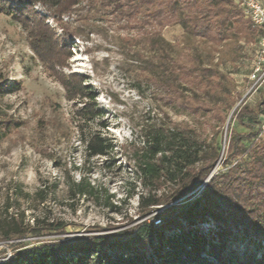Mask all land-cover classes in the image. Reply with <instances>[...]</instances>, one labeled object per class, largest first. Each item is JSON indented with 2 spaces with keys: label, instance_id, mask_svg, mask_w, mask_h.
<instances>
[{
  "label": "trees",
  "instance_id": "1",
  "mask_svg": "<svg viewBox=\"0 0 264 264\" xmlns=\"http://www.w3.org/2000/svg\"><path fill=\"white\" fill-rule=\"evenodd\" d=\"M36 4L60 25L64 37L82 34L79 27L69 31L61 24V17L73 11H85V19H108L122 31L119 46L135 62V89L145 85L174 115L189 119L148 124L142 146L129 152L138 218L144 220L116 231L93 226L85 229L92 234L66 235L67 224L57 219L30 223L23 212H6L0 215V264H212L201 254L215 264H264V91L253 105L244 102L233 109L232 80L216 65L200 62L188 44L189 37L213 46L247 42L264 30L253 27L234 0H0V12L23 25L33 50L41 59L46 55L52 69L72 54L67 46L61 60L59 40ZM174 25L182 29L185 48L175 56L162 36ZM61 77L66 98L80 104V119L103 116L88 78L76 73ZM15 89L0 84V93ZM227 117L223 142L217 134ZM233 122L243 130L234 129ZM5 129L0 125V138ZM83 143L88 158L108 157L115 147L100 131ZM66 184L72 198L96 191L84 176ZM41 192L35 196L44 200ZM204 223L211 226L207 232ZM239 242H246L242 253ZM7 249L12 255L1 260Z\"/></svg>",
  "mask_w": 264,
  "mask_h": 264
},
{
  "label": "rangeland",
  "instance_id": "2",
  "mask_svg": "<svg viewBox=\"0 0 264 264\" xmlns=\"http://www.w3.org/2000/svg\"><path fill=\"white\" fill-rule=\"evenodd\" d=\"M35 8L48 16L41 5ZM84 15L85 11H73L61 17L67 30H82L79 37H64L60 25L47 17L49 28L59 40L61 60L67 46L72 54L63 66L52 69L46 55L41 59L33 50L23 25L0 12V84L17 86L0 93V125L7 127L0 138V215L23 212L30 223L34 218L57 219L67 224L66 235L92 234L85 233V229L93 226L115 227L116 231L144 220L138 218V188L129 152L142 146L143 127L148 124L169 125L189 119L174 115L162 101L154 99L145 85L139 91L135 89V62L119 46L122 31L108 19L97 21ZM260 35L254 33L252 41L229 40L219 46L194 37L188 39L190 50L200 62L216 65L232 80L233 109L244 102L253 105L264 91V79L256 83L251 78ZM162 36L171 45L173 56L184 52L179 25L166 27ZM62 73L88 78L86 83L96 90L95 102L104 111L102 117L87 122L80 119L76 111L80 104L66 98ZM228 120L218 138L226 135ZM232 126L243 130L237 122ZM97 131L110 139L114 151L108 157L88 158L83 139ZM220 167L221 162L216 168ZM83 176L95 187V194L72 198L66 183ZM39 189L44 200L35 196ZM201 227L207 232L211 226L204 223ZM55 236L60 235L43 238ZM3 246L0 243V248ZM238 248L242 253L246 242H239ZM8 254L11 252L7 249L1 260ZM200 257L215 264L209 255Z\"/></svg>",
  "mask_w": 264,
  "mask_h": 264
},
{
  "label": "built area",
  "instance_id": "3",
  "mask_svg": "<svg viewBox=\"0 0 264 264\" xmlns=\"http://www.w3.org/2000/svg\"><path fill=\"white\" fill-rule=\"evenodd\" d=\"M245 17H247L252 26L257 30H264V0H234ZM258 60L253 67L251 78L255 82H261L264 79V35L258 38ZM10 256V254H8Z\"/></svg>",
  "mask_w": 264,
  "mask_h": 264
},
{
  "label": "water",
  "instance_id": "4",
  "mask_svg": "<svg viewBox=\"0 0 264 264\" xmlns=\"http://www.w3.org/2000/svg\"><path fill=\"white\" fill-rule=\"evenodd\" d=\"M224 141H225V134H224V137H223V142H224ZM160 210H162V208H161ZM155 213H156V212H154L153 214H155ZM154 222L157 223L158 221L155 220ZM11 255H12V254H10V256H11ZM10 256H9V257H10Z\"/></svg>",
  "mask_w": 264,
  "mask_h": 264
}]
</instances>
